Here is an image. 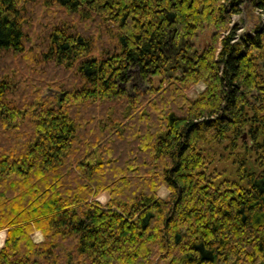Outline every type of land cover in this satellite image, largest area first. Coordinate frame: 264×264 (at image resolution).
Here are the masks:
<instances>
[{
    "label": "trees",
    "instance_id": "1",
    "mask_svg": "<svg viewBox=\"0 0 264 264\" xmlns=\"http://www.w3.org/2000/svg\"><path fill=\"white\" fill-rule=\"evenodd\" d=\"M241 2L0 0V264H264V164L213 162L262 156Z\"/></svg>",
    "mask_w": 264,
    "mask_h": 264
},
{
    "label": "rangeland",
    "instance_id": "2",
    "mask_svg": "<svg viewBox=\"0 0 264 264\" xmlns=\"http://www.w3.org/2000/svg\"><path fill=\"white\" fill-rule=\"evenodd\" d=\"M240 11L237 13H233L231 15L233 24H237V32L243 33V32H251L255 27L260 26L264 16L260 13L259 10L254 8L249 0H242L240 5ZM206 32L200 36V42L204 39H206ZM201 83H197L193 85L189 89L190 95H195L196 92L202 88ZM244 140L238 144V147L235 148L234 151L224 154L223 157H220L219 155H215V160L213 161L215 164V168L218 169V171H222L226 175H233L234 169L236 167V163L240 159L244 160L248 165H253L254 167H261L264 164V130L261 132L258 140L263 142V147L261 148L262 156L259 155V151H254L252 148L253 146L251 144H254V141L250 139L248 134L243 138ZM253 142V143H252ZM211 152L215 154V149L212 148ZM262 159L263 163L260 165L259 160ZM213 164V165H214ZM158 194L160 196H166L167 190L164 186H161L158 189ZM96 198L100 200L101 202H105L107 199L106 192L99 193ZM32 236L35 239L41 238V232L39 230H35L32 234ZM5 238V229H0V246L3 244ZM156 264H166L165 262L156 263Z\"/></svg>",
    "mask_w": 264,
    "mask_h": 264
}]
</instances>
